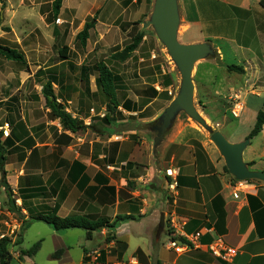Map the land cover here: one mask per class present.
I'll return each instance as SVG.
<instances>
[{
  "label": "crops",
  "instance_id": "1",
  "mask_svg": "<svg viewBox=\"0 0 264 264\" xmlns=\"http://www.w3.org/2000/svg\"><path fill=\"white\" fill-rule=\"evenodd\" d=\"M177 1L181 28L178 40L182 43L186 39V45L209 44L215 56L213 60L203 58L197 66L196 97L213 104L230 93L237 94L244 109L240 118H233L238 125H246L247 131L235 142H242L253 130L259 112L264 110V0ZM89 3L97 7L96 13L86 16L96 18L89 39L94 33L99 36L98 43L121 45V50L130 44L134 28L139 27L134 26L139 18H134L133 14L137 0H90ZM63 4L64 1L58 18H54L53 42L57 43L58 54L65 51V47L69 48L67 45L58 48V41L65 37L63 28L68 27V21L61 18L65 12ZM146 11L147 4L140 8L137 16ZM85 24L84 20L82 30ZM124 41L129 42L124 45ZM107 48L112 47L107 45ZM137 53L125 62H118L115 70L105 62L118 78L115 131L104 130L105 134L90 130L80 134L59 131L54 133L51 144L33 137L36 144L31 148L28 145H32L33 140H27L25 134L27 129L31 131L26 102L27 96L32 94V82H37L34 68H29L27 73L4 70L0 65V147L7 157L4 173L0 172V240L9 237L15 242L23 221H29L32 214L46 212L47 208L56 209L63 218H107L111 222L117 217L132 218L119 225L116 240L110 243L106 242L109 233L106 228L95 231L92 239H88L82 229L56 232L45 223L32 222L25 232L32 229L35 232L30 249L37 242H41V248L37 254L29 256L23 252L30 249L19 250L15 246L20 244H13L12 264H264V183L253 182V191L240 193V198L235 199L234 178L225 170V161L210 137L207 138L209 131L204 129V132L190 123L175 125L171 133L159 136L161 140L157 144V138L152 136L157 131L153 123L166 114L177 96L171 84L162 82V85L158 77L157 80L151 78V70L145 77L139 66L138 69L133 67ZM68 56L67 60H61L58 55L55 63L46 69L38 67V76L45 83L52 81L56 96L61 94L73 105L66 110L88 123L83 101L76 98L85 96L91 98V103L98 101L105 105L108 98L97 87L98 71L87 63L72 62L70 48ZM227 57L231 64L224 63ZM7 61L27 65L26 57L24 62ZM219 65L225 67L230 76L218 79L200 74L202 66L218 68ZM226 66H239L243 72H229ZM41 87L34 86L39 97H42ZM194 107L197 110L195 102ZM45 108L48 120L54 122L49 117L46 100ZM208 116L210 124L202 117L209 127L222 126L215 121L217 115ZM218 117L224 119L226 115ZM172 126L173 122L169 127ZM218 128L215 131H219ZM63 134L72 141L63 140ZM77 135L79 142L74 144ZM250 140L244 160L250 169L264 173V127ZM48 159L54 163V183L38 200L40 203L49 201L46 207L37 204L36 199L33 205H17L23 215L20 219L9 210V193L15 192L21 178L27 180L29 176L43 173ZM108 166L111 170L105 169ZM170 168L178 169V184L173 191L169 189L171 179L166 176ZM25 183L32 186L28 180ZM162 214L165 227L158 237ZM169 215H175L180 222L181 237L201 232L204 245L221 238L226 245L239 250L238 256L232 263H223L205 247L177 254L169 247L172 231ZM117 241L127 244L125 252L118 248ZM59 250L64 251L62 257L51 259Z\"/></svg>",
  "mask_w": 264,
  "mask_h": 264
},
{
  "label": "rangeland",
  "instance_id": "2",
  "mask_svg": "<svg viewBox=\"0 0 264 264\" xmlns=\"http://www.w3.org/2000/svg\"><path fill=\"white\" fill-rule=\"evenodd\" d=\"M54 1L55 0H0V45L16 49L27 58V65L21 66L19 64L7 61V59L5 60L4 57L0 56V65H2L4 70H25V72L27 73L29 68H34L35 79L37 80L36 83L32 82V88L30 90L32 94L30 96H27L26 102V118L28 120V123H30L31 131L27 129L25 134L27 135V140H33V144L28 145L29 148L33 147L36 144V140H34L33 137L39 141L41 140L48 144H51L55 132L65 131L62 123L59 120L51 122L46 116L45 99L43 98V87L46 83L43 78L38 76V71L40 70L38 67H40L41 70L44 68H48L50 65L55 63V59L59 55L57 53V47L55 46L57 43L55 41L53 42L54 26L56 23L52 14V6ZM63 1L65 12L63 13L64 15H62L61 18L68 21V23L66 24V26L68 27L63 28L62 34H65V37L63 38V42V39L61 40V42L58 41V48H61L62 45L69 46L71 61L74 63L83 62V64L87 63L89 65H92V69L94 71H97L95 64L100 61L106 62L113 70L117 69V67L119 66L118 61H114L111 56L114 53L115 49L121 50V45L113 46L114 44H109L108 42L98 43L99 36L94 33H92V36L89 39L86 47H83L80 40L77 39V35L82 30L84 20L85 22H88L93 19L90 15L88 17L86 16L90 12L92 14L96 13L97 7H94L92 4H90V0H85L84 3L81 2V0H79L78 2L77 0ZM156 2L157 0H137V3L133 4V14L135 15L134 18H139L138 25L141 29L140 31H142L146 37V39L144 38L145 41L143 40L144 43L141 44L138 53L133 59V67L138 69L139 66L142 74L145 77L149 76L148 73L149 70H151V78H154L156 80L159 78L161 80V84L162 82L165 85L171 84L173 86V92L175 96H178L183 91V77L177 62L172 57L167 45L159 38L156 28L152 23ZM146 4L147 11L142 12L141 16L138 17L137 14L139 13L140 8L142 6L144 7ZM116 24H119V21L116 22ZM179 29H181L180 24L178 30ZM185 40L183 41L185 42ZM127 42L124 41L123 44L125 45ZM184 42L182 43L184 44ZM107 45L111 46L112 48H107ZM37 49L39 51H37ZM208 57L213 60L215 56L209 55ZM199 62L200 61H197L195 63L193 69L192 77L194 84L195 78H197V66ZM224 63L231 64V61L227 57ZM224 68L225 67L223 66L220 67V65L218 68L202 66L200 67V74L202 76L212 75L216 76L218 79H222L224 77L230 76L231 74L227 73ZM80 85L82 86V84ZM34 86H37L38 88L39 86H43L40 89L42 90V97H39L37 89H35ZM103 96H105L106 99L108 98L105 94H103ZM194 96L195 106L201 113V116H205L207 118V122L210 124L211 122L208 118V115L211 114L213 117L217 115L215 121L219 122V124L222 125L219 128V125H212L213 128H211V130H208L209 133H207V138H209L212 133L218 128V130L227 138L228 141H230L231 143H236L235 141L238 139V137L245 131H247V128H245L246 125H238V121L233 118V93H230L227 98L218 99L216 100V102L214 101L213 104L210 103V100H200L198 97H196V94ZM57 97L58 99H61L63 101L62 103L64 104L66 109L72 108L73 105L68 103L61 94H59ZM79 99L83 101V108H85L84 110L88 112V117H86L88 119V123H84L86 124L85 128L77 131L78 134L87 130H90L94 133L103 132V134L106 133L104 132V130H108V132L115 131V128L118 125V123L116 122L117 120L112 124H107L104 121L106 110L105 113H103L102 111L104 108H106L107 103L106 105L104 102L98 101H93V103H91V98L89 99L85 96H83V98L78 96L76 98V101H79ZM238 103H242L241 98L238 100ZM93 109H95V112H93ZM181 110L182 111H179L176 115L177 117L172 120V128L169 127V129H167L165 132L161 131V127L165 123L164 115L159 119V121L157 120L153 123L154 129H157V131L153 132L152 136L155 139L157 138V144L159 143V140H161L158 139L161 134L163 137L164 135L166 136V134H169L173 131L175 125H178L182 122L190 123V125H192L193 127H197L200 130L206 132L204 130L206 128H202L204 126H202L200 122L191 117L185 109L181 108ZM219 114L226 115V118L223 119L222 117H218ZM115 118L117 119V116ZM222 119L225 121H223ZM78 138L79 135L76 136L74 144H77L79 142L77 140ZM130 140L133 142V137H131ZM46 149H48V147H46ZM119 165L121 167H126L125 164ZM53 169V160L48 159L45 164L43 173L28 177L29 179L27 180L31 182L32 186H29L25 183L27 182V180L22 178L20 179L18 188L15 189V192L11 190L9 193V195L12 196L16 206L19 205L20 207H24L28 203H31V205H33L35 204L33 200L36 199L37 204H42L44 207H46L45 204L48 203L49 200H41L42 203H40V200L38 199L43 194H45L48 191L49 186L54 183V178L52 177ZM105 169L111 170L109 166L105 167ZM46 210L48 212L46 211L39 214H48L53 211L49 208H47ZM39 214H35V216ZM17 215L19 216V214ZM34 233V229L28 231L24 235L22 243L18 246H15V248L19 250L30 249L33 243L32 241L34 239Z\"/></svg>",
  "mask_w": 264,
  "mask_h": 264
},
{
  "label": "trees",
  "instance_id": "3",
  "mask_svg": "<svg viewBox=\"0 0 264 264\" xmlns=\"http://www.w3.org/2000/svg\"><path fill=\"white\" fill-rule=\"evenodd\" d=\"M63 0H56L53 3V16L54 18H58L60 14V10L62 7ZM96 24V18L86 22L84 25L83 30L77 35V39L80 40L83 47H86L87 41L90 37V31L94 29ZM134 26H138L134 24ZM145 38V34L139 30V27L134 28V34L131 36V43L126 45L124 49L119 50L115 49L114 53L112 54L111 58L114 61L118 62H125L130 59L136 51L139 50L143 40ZM65 51H59V59L67 60L69 48L65 47ZM0 55H2L7 60H13L16 62H24L25 57L21 54L18 50L12 49L9 47L1 46L0 45ZM98 71V78H97V87L98 89L103 92L108 97V103L106 106V115L104 121L107 124H112L117 119L115 118L118 113L119 109V101L117 97V82L118 78L113 73V71L107 66L104 61H101L96 66ZM227 70L237 73H242L243 69L239 66H226ZM88 85V81H87ZM43 96L46 100V106L50 109L49 117L51 120H59L65 131H70L72 133H76L77 131L84 129L85 124L79 118L73 117L71 113L66 110V107L58 101V97L55 94L53 88V82H47L43 87ZM264 127V110L260 111L256 124L249 134L248 138L253 139L257 135L261 133ZM61 138L67 140V143L72 141L71 137L63 134ZM7 163V157L3 153L0 147V172L4 173V167ZM250 166V165H249ZM225 170L229 173L227 167L225 166ZM235 180V179H234ZM254 182H260L257 180H253ZM8 206L9 210L13 211L16 214H19L21 219H23L22 212L20 208H18L12 198L11 195L8 196ZM22 215V216H21ZM131 217H117L113 222H111L107 218L101 219H87L84 217H60L57 214L56 209L53 210L51 213L48 214H39L37 216L31 215L29 221H23L22 227L20 232L16 236L15 242L12 238L4 237L0 240V262L1 264H12L13 262V255L10 251L13 244H21L23 241V236L28 229L29 225L32 222H42L46 225L50 226L56 232H62L67 230H74V229H82L85 230L87 233V238L92 239L93 233L99 229H108L109 234L106 238V242L110 243L116 240L115 231L119 227L121 223L124 221L131 220ZM176 241L183 242L184 239L182 238H175ZM118 247H121L123 252L127 250V244L123 242H116ZM41 248V242H37L30 250L23 252L24 255L34 256ZM63 250H59L51 255V259L57 260L60 259L63 255Z\"/></svg>",
  "mask_w": 264,
  "mask_h": 264
},
{
  "label": "water",
  "instance_id": "4",
  "mask_svg": "<svg viewBox=\"0 0 264 264\" xmlns=\"http://www.w3.org/2000/svg\"><path fill=\"white\" fill-rule=\"evenodd\" d=\"M152 23L159 38L167 45L172 57L177 62L183 77V91L173 101L164 115L165 123L162 125L161 131L165 132L168 129L181 108L200 122L206 130H211V127L206 124L194 107L195 84L192 74L195 63L207 58L209 55H213L214 51L209 44L186 45L178 40L180 17L177 0H157ZM160 137H163L162 134ZM210 140L219 151L229 173L235 180H257L264 183V173L250 169L244 160V152L251 142L249 138L239 143H231L220 131H214L210 136ZM164 227L165 215L162 214L158 237L163 232Z\"/></svg>",
  "mask_w": 264,
  "mask_h": 264
},
{
  "label": "built area",
  "instance_id": "5",
  "mask_svg": "<svg viewBox=\"0 0 264 264\" xmlns=\"http://www.w3.org/2000/svg\"><path fill=\"white\" fill-rule=\"evenodd\" d=\"M240 97L235 94L232 97V101L234 102V108L232 109V115L235 118H239L243 112V105L238 103ZM166 176L171 179L169 184V189L173 191L177 186V178H178V169L170 168L166 171ZM253 180H244L238 181L234 180L233 182V196L235 199L240 198V193H249L254 190ZM169 223L172 228L171 231V240L169 242V247L173 249L177 254L185 253L189 250L194 249H202L205 247L211 255L216 258L217 260L223 263H232L236 259L239 254V250L235 247H231L226 245L223 239L219 238L208 245H204L201 243L202 233L197 232L192 235H184L183 237L180 236V222L176 219L175 215L169 216ZM175 238H182L184 239L183 242L176 241Z\"/></svg>",
  "mask_w": 264,
  "mask_h": 264
}]
</instances>
